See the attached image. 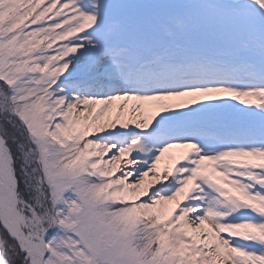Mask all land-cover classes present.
I'll list each match as a JSON object with an SVG mask.
<instances>
[{
	"label": "snow or ice",
	"instance_id": "6c2138e0",
	"mask_svg": "<svg viewBox=\"0 0 264 264\" xmlns=\"http://www.w3.org/2000/svg\"><path fill=\"white\" fill-rule=\"evenodd\" d=\"M0 264H264V0H0Z\"/></svg>",
	"mask_w": 264,
	"mask_h": 264
},
{
	"label": "bare ground",
	"instance_id": "6f19581e",
	"mask_svg": "<svg viewBox=\"0 0 264 264\" xmlns=\"http://www.w3.org/2000/svg\"><path fill=\"white\" fill-rule=\"evenodd\" d=\"M163 166V162H162V164H161V167Z\"/></svg>",
	"mask_w": 264,
	"mask_h": 264
}]
</instances>
